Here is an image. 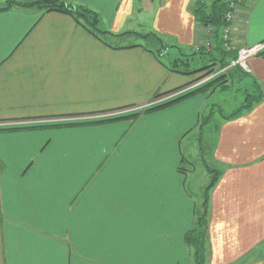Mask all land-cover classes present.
<instances>
[{"label":"crops","instance_id":"crops-1","mask_svg":"<svg viewBox=\"0 0 264 264\" xmlns=\"http://www.w3.org/2000/svg\"><path fill=\"white\" fill-rule=\"evenodd\" d=\"M64 1L96 12L104 34L65 13L0 11V264H194L191 159L213 106L195 93L145 110L193 78L173 58H204L197 0ZM230 39L264 41V0L236 8ZM248 67L240 79L262 99L212 128L205 264H264V51Z\"/></svg>","mask_w":264,"mask_h":264},{"label":"trees","instance_id":"trees-1","mask_svg":"<svg viewBox=\"0 0 264 264\" xmlns=\"http://www.w3.org/2000/svg\"><path fill=\"white\" fill-rule=\"evenodd\" d=\"M234 0H211L207 2L206 0H197L196 6L193 9V13L197 21L203 27H209L211 29V42H212V53L217 55L220 66L225 67L226 65L236 58V49H225L223 47V41L221 39V29L225 24L223 21V15L227 10V3ZM13 6H18L21 8H36L43 12H59L71 15L74 19L85 27L90 33L94 36H99L104 32L100 31L98 28L99 16L96 12L90 10L89 8L75 5L64 0H30V1H15V0H6L1 6L0 11L9 10ZM199 54L203 57H209L211 51L200 48L197 50ZM192 54H184L177 56L171 60L170 66L173 71L182 73V74H191L196 70L190 68L189 58L187 56H192ZM211 65L202 67L199 70L210 68ZM235 73H239L241 76H245L246 73L240 70L238 67L233 68ZM198 70V71H199ZM224 77L221 75L218 78ZM204 87V86H203ZM203 89L202 87L189 91L187 93L176 96L172 99L166 101L155 103L150 105L145 111L155 110L162 108L164 106L175 103L181 99H184L192 94H195ZM163 93L156 94V97H159ZM263 97V92L261 87L255 82H251V90L247 91L244 98V103L234 110L231 114L225 116V118L235 117L240 114L242 111L251 108L254 104L259 102ZM137 115L133 114L128 116L131 120H134ZM109 120V119H108ZM72 124V123H70ZM201 146V145H200ZM201 149V147H200ZM202 150V149H201ZM205 168L208 172H212V169L205 165ZM218 178V172L213 170V176L210 178V182L207 184L203 192L202 200V212L197 214L196 221L194 226L186 231L184 234V242L192 248L193 251V261L194 264H203L202 249L207 236V215H208V202H209V191L213 188Z\"/></svg>","mask_w":264,"mask_h":264},{"label":"rangeland","instance_id":"rangeland-1","mask_svg":"<svg viewBox=\"0 0 264 264\" xmlns=\"http://www.w3.org/2000/svg\"><path fill=\"white\" fill-rule=\"evenodd\" d=\"M206 1L209 2L211 0H206ZM103 34H100L99 36ZM210 37H211V33L207 34L205 27H204V36L202 40L200 41V43L196 45L194 51L196 52L202 47L205 50L211 51V53L209 54V57L205 56L204 58H200L198 54L187 56V58H189L190 68L196 71L191 73V75L193 76L191 81H189L186 85H184V87L181 88V89H184L185 87H187V85H191L198 81L201 82L205 78L208 79V80L202 81L199 85L189 90V91H192V90L202 87L203 89H200V91L197 93L208 95V99H207L208 105L207 106L209 108L212 105L213 106L212 108L214 110L213 113L210 112L209 114L206 113V110H205L204 113L202 114L203 116L202 121L198 123V126L195 129L196 130L195 134L197 135L196 137L198 138L196 140V142H198L197 146L201 145L200 147L202 149L201 150L200 147L197 149L196 148L197 146H196L195 153H197L198 155L200 151L201 160L199 161L198 157H194L193 160L191 159V161H193L192 164L195 165V167L193 169V174H191V180L189 181L188 185L192 188H196L198 195L199 197L202 198V200H203V192H204V189L206 188L204 186L205 185L207 186V184L210 182V178L213 176V170L215 172H218V169L213 168L212 165L211 167L209 166L210 158L208 155L210 153L211 145L214 140V136H213L214 132L212 131V128H215V120L218 119L219 116H221V114H224V113L229 114L231 111L237 109L241 104L244 103L246 92L251 90L249 86V82L247 80L240 79L241 75L239 73H235V74L233 73L235 71L233 69L234 67L229 66L231 62L228 64V66L227 65L225 67L220 66L219 60L218 58H216L217 55L215 53H212V42H211ZM221 39L223 41V44H224L223 47L225 49L227 50L228 49H236V50L238 49V48L233 47L231 43V39L229 40V42H227V46L225 45L226 42L224 41L222 36H221ZM168 59L170 60L171 57L168 56L166 60ZM207 65H211L210 68L199 70L202 67L207 66ZM240 70L242 69L240 68ZM221 75H223L224 77L218 78ZM189 91L183 92V94ZM133 112L134 111L132 110V111H127L126 113L131 114ZM198 135L202 136V140L199 139ZM191 150H193L192 147H191ZM204 157H205V160H204ZM205 164L208 167H210V169H212V172H208L203 168ZM210 191H209V194H210ZM201 212H202V206L200 205V207L197 210V214ZM207 220H208V216H207ZM205 255L206 253L203 248L202 249L203 264H205Z\"/></svg>","mask_w":264,"mask_h":264},{"label":"built area","instance_id":"built-area-1","mask_svg":"<svg viewBox=\"0 0 264 264\" xmlns=\"http://www.w3.org/2000/svg\"><path fill=\"white\" fill-rule=\"evenodd\" d=\"M248 0H234V1H229L227 3V10L223 15V21H224V25L221 29V36L224 39V41L226 42L225 45L227 46V42H229L230 40V35H231V31H232V22L234 20V14L236 11V8L244 3H246ZM206 33H211V29L209 27H205ZM228 40V41H227ZM208 45V44H207ZM229 47V46H228ZM264 51V41L260 42V43H256L253 45H249V46H243V47H239L237 49V53H236V58L234 60L231 61V64H229V66H233V67H238L241 68L244 72L248 71V62L249 59L253 56L258 55L259 53ZM210 78V77H208ZM208 79H203L202 81H205ZM201 81V82H202ZM201 82H196L193 83L191 85H187V87H185L184 89H178L172 93L166 94L162 96H159L153 104L155 103H160L163 102L164 100H168L170 98H174L176 96H179L181 94H183V92L189 91L192 88L196 87L197 85H199ZM131 110H135V108H129L123 111H116L110 114H105V115H98V116H92L89 118H101L104 116H112V115H117V114H122L123 112H127V111H131ZM86 118V117H85ZM76 119H83V117L81 118H64V119H59L61 121H73ZM3 123H0V125Z\"/></svg>","mask_w":264,"mask_h":264}]
</instances>
